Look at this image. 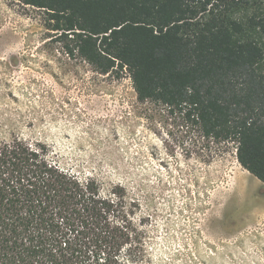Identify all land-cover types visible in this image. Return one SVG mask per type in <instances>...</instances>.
I'll return each instance as SVG.
<instances>
[{"label":"trees","instance_id":"1","mask_svg":"<svg viewBox=\"0 0 264 264\" xmlns=\"http://www.w3.org/2000/svg\"><path fill=\"white\" fill-rule=\"evenodd\" d=\"M47 13L65 52L126 70L139 101L234 141L264 183V0H16ZM135 202L64 170L41 142L0 135V264H143Z\"/></svg>","mask_w":264,"mask_h":264},{"label":"rangeland","instance_id":"2","mask_svg":"<svg viewBox=\"0 0 264 264\" xmlns=\"http://www.w3.org/2000/svg\"><path fill=\"white\" fill-rule=\"evenodd\" d=\"M47 22L42 9L0 0V135L45 144L102 190L123 185L143 264H264V183L238 163L234 141L139 101L126 70L101 74L68 55Z\"/></svg>","mask_w":264,"mask_h":264}]
</instances>
